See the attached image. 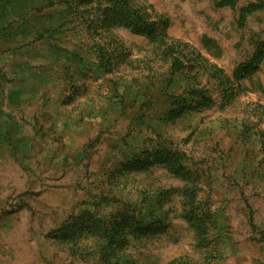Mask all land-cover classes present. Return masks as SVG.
Wrapping results in <instances>:
<instances>
[{
    "label": "rangeland",
    "instance_id": "obj_1",
    "mask_svg": "<svg viewBox=\"0 0 264 264\" xmlns=\"http://www.w3.org/2000/svg\"><path fill=\"white\" fill-rule=\"evenodd\" d=\"M34 2L0 0V264H106L81 226L130 212V264H264V0Z\"/></svg>",
    "mask_w": 264,
    "mask_h": 264
},
{
    "label": "trees",
    "instance_id": "obj_2",
    "mask_svg": "<svg viewBox=\"0 0 264 264\" xmlns=\"http://www.w3.org/2000/svg\"><path fill=\"white\" fill-rule=\"evenodd\" d=\"M111 1L118 4L120 7H125L126 5V0ZM41 2H44V0H35L34 5H37L36 8H38ZM3 11L7 12V9H3ZM18 28L19 26L17 29ZM263 58L264 42L258 45L251 62L242 67V72L249 73L255 70ZM174 161L177 163L179 160L174 159ZM177 164L175 166H177L178 170H182L181 165ZM129 214V216H126L118 222L114 221L113 223L108 224L102 222L101 220H95L92 222L90 221V225L81 226L82 228L86 227L92 229L97 237V240L101 241L102 244H105L104 247L101 248V256L106 258V264H130L128 259H126L127 256L121 252L127 236L126 231L129 230L132 235L142 236L147 233L157 231L160 228V219H157L158 217H152L149 220H145L140 215L135 214V212H130Z\"/></svg>",
    "mask_w": 264,
    "mask_h": 264
}]
</instances>
